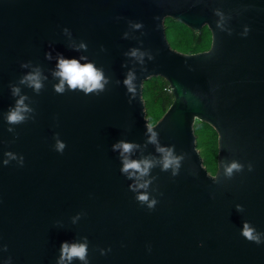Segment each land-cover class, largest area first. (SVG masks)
I'll list each match as a JSON object with an SVG mask.
<instances>
[{"label":"water","instance_id":"1","mask_svg":"<svg viewBox=\"0 0 264 264\" xmlns=\"http://www.w3.org/2000/svg\"><path fill=\"white\" fill-rule=\"evenodd\" d=\"M215 9L230 17L224 23L232 35L216 27ZM167 17L195 33L206 26L210 47L173 49ZM245 26L247 37L240 35ZM133 48L155 59L141 65L125 55ZM61 54L102 68L105 90L85 94L65 86L57 93ZM36 70L39 93L19 83ZM129 71L137 75L131 105L123 84ZM152 76L168 83L173 100L150 125L142 83ZM10 85L33 109L17 125L5 119L19 99ZM196 119L217 133L214 174L196 147ZM146 124L162 146L187 154L178 176L160 163L139 180L121 171L113 150L121 140L140 145L131 159H162L155 145L145 146ZM57 133L67 145L63 154L55 149ZM8 152L22 155L24 165L19 159L5 165ZM233 161L244 170L227 179L223 164ZM145 181L147 189L132 190ZM144 192L157 201L154 209L136 199ZM245 221L264 233V0H0V248L8 246L0 264L9 257L11 264H57L62 244L84 237L89 264H264V243L241 235Z\"/></svg>","mask_w":264,"mask_h":264},{"label":"clouds","instance_id":"2","mask_svg":"<svg viewBox=\"0 0 264 264\" xmlns=\"http://www.w3.org/2000/svg\"><path fill=\"white\" fill-rule=\"evenodd\" d=\"M214 14L220 17L219 20L216 21V27L221 31H227L229 35H232V29L225 28V20L230 19V17H225V14L220 9H215ZM130 27L135 30H141L144 28V24L142 22L129 21ZM65 32L68 30L65 29ZM250 32V28L248 26L244 27V31L240 34L243 37H247ZM142 35L146 33L142 32ZM127 33H125V38H127ZM141 46L143 45V41L140 40ZM79 48L87 49L86 44H81ZM79 50V49H77ZM125 55L134 58L139 64L145 65V58L148 61L154 60L155 56L150 50H142V48H133L130 52ZM46 57L51 59V53H47ZM21 67H28V64H22ZM58 71L54 72V75L60 78L59 84L55 85V91L57 93H63L65 91V86L68 89L73 91L80 90L85 94H91L95 92L97 95L105 90L106 84H108L109 80L105 77L102 68H97L94 63H85L81 64L77 59H65L63 55L58 56ZM147 67H143L142 71H147ZM137 80V75L135 71H129L126 75V78L123 81L127 89V94L129 95L128 103L131 105L137 96V85L135 81ZM20 84H25L28 87L34 89L37 93L41 91L43 88V82L41 78V73L39 70L28 73L24 75L20 81ZM119 83V81H117ZM12 95L14 97H19L16 101L14 107H10L8 113L5 115V119L10 125H17L24 123L28 116L27 113L33 111L27 104H25V100L28 99L27 96H22L20 94L21 90L16 85H10ZM9 131H13L12 128H9ZM159 132L155 130L153 127L146 124V136H147V144H152L156 146V151L161 154L162 159L156 161L152 158H143L140 160L131 159L132 153L140 147L137 143L127 142L124 140L119 141L118 143L113 145L114 151H119L120 156L123 162V167L121 171L128 176L129 179L136 178L137 180L149 175L150 170L156 166L157 163L162 165V171L171 170L172 176H178L180 174V169L182 167L183 161L186 159V153H181L180 155L176 154V146H162L159 141ZM66 143L59 139V134L57 133L55 149L57 152L63 154ZM8 156V160L4 161V164H8L10 160L19 159V163L21 166L24 165V157L21 155L17 157L16 154L12 152L6 153ZM224 176L227 179H231L234 173L242 172L244 170V165L239 163L238 161H233L230 165L227 163L223 164ZM248 170L252 171L253 166L251 164L248 165ZM151 181H145L143 183L134 184L131 186L133 191H137V189H147ZM136 199L141 204H147L149 209H154L157 201L155 199H150L149 194L147 192L140 193L137 195ZM236 210L238 212H243V205L237 204ZM79 219V217L75 218ZM75 219L73 222H75ZM241 235L246 238L250 242H254L256 244L264 243V233L257 231L255 227L252 226L250 222L245 221L243 224V228L241 231ZM0 251H8V246L3 245L0 248ZM108 251H111L109 248ZM89 244L87 237L83 238V242H75L68 243L64 242L61 246V254L57 264H71L74 259H78L83 262V264H89ZM105 251L101 250V255H104ZM4 264H11V257Z\"/></svg>","mask_w":264,"mask_h":264},{"label":"trees","instance_id":"3","mask_svg":"<svg viewBox=\"0 0 264 264\" xmlns=\"http://www.w3.org/2000/svg\"><path fill=\"white\" fill-rule=\"evenodd\" d=\"M164 28L170 46L183 53L200 52L210 47L211 34L206 26L195 33L183 23L167 17L164 20ZM168 89V83L160 76H152L143 81L142 99L150 125L155 124L171 104L173 96ZM193 129L196 147L201 149L203 164L214 174L217 166V133L209 124L199 120H195Z\"/></svg>","mask_w":264,"mask_h":264},{"label":"rangeland","instance_id":"4","mask_svg":"<svg viewBox=\"0 0 264 264\" xmlns=\"http://www.w3.org/2000/svg\"><path fill=\"white\" fill-rule=\"evenodd\" d=\"M169 38V37H168ZM167 41H169L168 39H167ZM173 49H175V50H177L176 48H173ZM179 51V50H178ZM181 52V51H180ZM197 120V119H196ZM197 150H198V152L200 153V151H201V149L200 148H197ZM203 154V153H202Z\"/></svg>","mask_w":264,"mask_h":264},{"label":"built area","instance_id":"5","mask_svg":"<svg viewBox=\"0 0 264 264\" xmlns=\"http://www.w3.org/2000/svg\"><path fill=\"white\" fill-rule=\"evenodd\" d=\"M169 90V89H168ZM170 91V90H169Z\"/></svg>","mask_w":264,"mask_h":264}]
</instances>
